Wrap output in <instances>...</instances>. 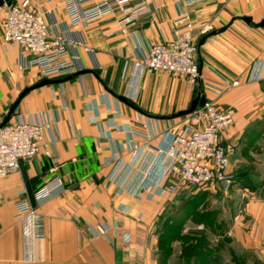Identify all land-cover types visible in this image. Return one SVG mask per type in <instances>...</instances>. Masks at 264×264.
Segmentation results:
<instances>
[{
    "label": "crops",
    "instance_id": "1",
    "mask_svg": "<svg viewBox=\"0 0 264 264\" xmlns=\"http://www.w3.org/2000/svg\"><path fill=\"white\" fill-rule=\"evenodd\" d=\"M13 1L44 12L50 35L70 43L68 57L75 73L61 83L30 90L18 101L15 116L50 122L51 131L44 133L38 154L25 170L30 185L38 179L32 190L47 185L52 196L34 208L43 218L44 238L29 246L17 210L19 201H28L20 173L0 178V264H157L158 217L167 203L175 208L182 200L192 204L197 195L181 191L135 199L129 187L143 179L144 166L118 186L111 181V162L114 155L127 161L128 150L144 144L134 132L144 133L149 137L145 144L156 147L167 131H174L171 120L146 118L133 107L169 116L187 109L196 96L197 83L146 73L135 64L151 45L172 40L174 30L187 22L196 44L204 34L226 27L208 37L197 54L206 102L235 112L232 125L220 135L221 145L233 150L227 172L232 182L215 187L222 201L234 197L233 206L225 204L235 211L228 230L232 241L264 264V87L251 82L219 91L224 79H245L251 64L264 60V28H251L239 19L262 20L264 0H142L145 12L128 23H122L124 13L73 23L64 0ZM31 60L17 45L4 43L0 29V95L7 84L27 88L40 81ZM91 117L95 123L89 122ZM194 213L172 223L186 226Z\"/></svg>",
    "mask_w": 264,
    "mask_h": 264
},
{
    "label": "built area",
    "instance_id": "2",
    "mask_svg": "<svg viewBox=\"0 0 264 264\" xmlns=\"http://www.w3.org/2000/svg\"><path fill=\"white\" fill-rule=\"evenodd\" d=\"M88 3H92V7L81 11L80 7ZM64 5L73 23L116 13H124L122 23H128L146 10V3L142 0H64ZM4 7L6 13L0 20L2 40L17 45L24 54L32 56L30 65L38 68L40 80L60 79L75 73L74 62L68 57L70 43L61 36L50 35L44 12L13 1ZM197 53L195 35L187 22L174 30L172 40L151 45L135 64L146 73H167L196 84L199 79ZM251 82L264 87V60L253 62L245 79L240 76L224 79L219 91L224 93ZM234 115L232 108L219 109L206 102L202 109L190 115L193 126H185L177 132L167 131L156 147L145 144L149 137L144 133L134 132V136L144 140V144L131 147L127 161L118 159L116 155L112 157L111 181L118 186L124 185L144 166L143 179L133 182L129 191L135 199L144 197L146 200L153 196L162 197L165 193L174 195L194 189L208 190L216 184L229 186L232 178L227 172L229 155L233 150L221 145L220 135L222 130L232 125ZM89 122L95 123L94 117ZM47 131H51L48 120L31 122L21 116L9 119L0 128V178L18 172V161L25 165L33 160ZM51 196L47 185L33 191L36 205L46 202ZM17 210L24 222L26 243L30 246L32 241L43 239V218L29 202L19 201ZM107 229V226H102L103 232Z\"/></svg>",
    "mask_w": 264,
    "mask_h": 264
},
{
    "label": "rangeland",
    "instance_id": "3",
    "mask_svg": "<svg viewBox=\"0 0 264 264\" xmlns=\"http://www.w3.org/2000/svg\"><path fill=\"white\" fill-rule=\"evenodd\" d=\"M1 10L5 16L6 8L2 7ZM256 20L257 18L253 21L257 23ZM25 87L17 88L10 84L3 87V95H0V123L18 99L20 91ZM17 108L18 104L14 107L9 119L14 118ZM170 122L176 124L173 132L194 124L190 115L172 119ZM218 185L212 186V192L209 194L202 193L207 189L191 190L197 195V199L192 203L195 211L194 217L189 219L190 223L186 226L179 227L177 223L169 222V219L186 220V212L189 208H186L184 201L182 200L176 208L169 203L166 204V210L158 217V225L154 232L158 233L155 246L157 264H261L253 252L236 246L232 241L228 230L232 226L230 217L234 210L228 209L225 204L231 206L230 201L232 203L234 197L222 201L218 198L219 194L215 187ZM196 191L199 192L196 193ZM204 195H208L206 200L204 197L201 199ZM166 196L171 197L172 195L165 193L162 198ZM221 242L224 244L222 250L218 246Z\"/></svg>",
    "mask_w": 264,
    "mask_h": 264
},
{
    "label": "water",
    "instance_id": "4",
    "mask_svg": "<svg viewBox=\"0 0 264 264\" xmlns=\"http://www.w3.org/2000/svg\"><path fill=\"white\" fill-rule=\"evenodd\" d=\"M13 0H0V8L4 7V6H8L11 4ZM241 21H243L246 25L248 26H251L253 28H264V18L262 20H260L259 22L255 23L253 22L252 18L251 17H248V16H243V17H240L239 18ZM226 30V27H223L221 29H218V30H212L210 32H208L207 34H204L198 41L197 43V48H198V51H199V47L201 45H203V43L205 42V40L208 38V37H211V36H214L216 34H219V33H222L223 31ZM198 54V53H197ZM201 67H202V61L199 60V77H200V72H201ZM63 80L61 79H43V80H40L39 82H37L36 84L30 86V87H27L25 88L24 90H22V92L19 94L18 96V99L14 102L12 108L10 109L9 113L7 114V116L4 118V120L0 123V128H2L9 120L10 116H11V113L14 109V107L18 104V101L30 90H33L35 88H39V87H42V86H46V85H52V84H58V83H61ZM197 85H198V91H197V94L196 96L191 100V102L189 103V106L187 109L185 110H181V111H178L174 114H171L169 116H154V115H151V114H147V113H144L142 111H140L139 109H137L136 107H133L137 112H139L140 114L144 115L146 118H149V119H156V120H172V119H175V118H180V117H184V116H188V115H191L192 113H194L196 110L198 109H202L204 107V105L206 104V100H205V96L204 94L201 92V89H200V82H199V79L197 81ZM118 99L120 101H122L123 103L125 104H128L130 105L128 102H127V99L124 98V97H118ZM131 106V105H130ZM18 171L20 173V176L22 178V181H23V185H24V189H25V193L27 195V199H28V202L31 206L32 209H34L36 207V204H35V201L33 199V190L31 188V185L29 183V180L27 178V175H26V170H25V165L23 162L21 161H18Z\"/></svg>",
    "mask_w": 264,
    "mask_h": 264
},
{
    "label": "trees",
    "instance_id": "5",
    "mask_svg": "<svg viewBox=\"0 0 264 264\" xmlns=\"http://www.w3.org/2000/svg\"><path fill=\"white\" fill-rule=\"evenodd\" d=\"M73 76H74V73L71 74V75H69V76H66V77L60 78V79L63 80V81H65V80H68V79L72 78ZM37 180H38L37 178H34L33 180H31V184L33 185L34 183H36ZM32 185H31V187H32ZM33 191H35V190L33 189ZM196 198H197V196H196ZM185 205H186V203H185ZM192 205H193V204H191V203H188V205H186V206H187L186 208H187V209L189 208V210L186 212V214H187L186 217H188L189 212H190L191 210L194 211V208H193ZM174 208H175V207H174ZM182 221H183V220L178 221V222L181 223ZM169 222L172 223L173 220L169 219ZM218 246H219V248H220L221 250L224 248V244H223L222 242L219 243Z\"/></svg>",
    "mask_w": 264,
    "mask_h": 264
}]
</instances>
